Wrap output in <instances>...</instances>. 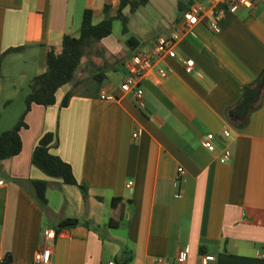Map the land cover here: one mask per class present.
Instances as JSON below:
<instances>
[{
	"label": "crops",
	"instance_id": "crops-1",
	"mask_svg": "<svg viewBox=\"0 0 264 264\" xmlns=\"http://www.w3.org/2000/svg\"><path fill=\"white\" fill-rule=\"evenodd\" d=\"M119 1L0 0V93L19 90L25 98L46 69L49 46L78 37L86 10L96 22L106 5L116 16ZM195 4L204 13L176 43L174 57H153L139 83V107L121 89L132 57L151 51L159 35L179 31ZM217 10L224 15L214 32ZM124 14L129 33L115 19L113 33L93 47L96 56L83 59L55 105H34L27 114L21 154L0 162V264H34L43 248L51 249L49 264H176L181 252L185 264H198L202 255L215 257L209 264H264V89L246 125L227 117L264 71V1L231 12L224 0H149ZM14 48L23 49L7 52ZM99 64L109 72L102 82L85 71ZM23 112L1 121L0 133ZM50 132L58 140L51 153L88 187L87 199L32 164ZM209 140L214 152L203 146ZM224 152L230 158L221 163ZM34 180L49 183L46 207L34 196ZM67 219L79 224L58 229ZM46 231L54 238L47 240Z\"/></svg>",
	"mask_w": 264,
	"mask_h": 264
},
{
	"label": "trees",
	"instance_id": "trees-1",
	"mask_svg": "<svg viewBox=\"0 0 264 264\" xmlns=\"http://www.w3.org/2000/svg\"><path fill=\"white\" fill-rule=\"evenodd\" d=\"M149 0H120L116 10V16H111L112 6L106 5L103 9L104 17L96 22L92 10H86L83 14L80 35L78 37L66 35L62 39L61 47L49 46L46 56L45 71L34 77L29 83V93L25 98V109L17 123L9 130L0 134V162L14 158L21 154L23 142L21 131L27 128L26 116L34 105L49 107L56 103L57 92L69 84L75 77L76 72L82 65L83 59L90 50L104 38L113 33V22L115 19L121 21L122 33H129V18L124 14L125 9L135 13L141 7L146 6ZM131 42V39L129 40ZM23 48L10 49L7 52H17ZM90 67V66H89ZM103 69L99 68L98 70ZM89 76H93L99 82L106 78L105 71L93 72L85 67ZM264 89V71L260 77L251 85L245 87L241 100L227 110V117L230 122L243 127L248 122L250 114L260 106L261 93ZM68 97L62 101L66 106ZM56 133H46L39 140L32 154V164L45 173L47 176L61 180L64 184L75 185L83 194L84 199L88 198V187L77 182L71 166L59 156L51 153V149L57 145ZM34 196L38 203L46 207L48 199L46 196L49 183L47 181H32ZM77 219H67L59 223L58 229L76 226ZM127 259L123 264H127ZM120 264V263H119Z\"/></svg>",
	"mask_w": 264,
	"mask_h": 264
},
{
	"label": "built area",
	"instance_id": "built-area-1",
	"mask_svg": "<svg viewBox=\"0 0 264 264\" xmlns=\"http://www.w3.org/2000/svg\"><path fill=\"white\" fill-rule=\"evenodd\" d=\"M264 1V0H263ZM227 10L231 12H236L240 8H253L254 0H224ZM204 13V8L200 4L193 5L188 11L185 12L183 21L181 23V29L174 33L166 34L163 33L159 35L156 41L155 47L148 52L144 53H136L132 57L131 66L129 68L128 75L123 82L121 89L125 93H129L132 95L135 103L139 107H144V91L140 87L139 83L142 77L145 75L147 71L152 68L151 61L154 56L161 54H168L171 57L175 56L174 47L176 43L182 38V36L195 24H197L200 20V17ZM224 12L217 10L214 12L213 20L210 22V28L214 32H219V22L223 18ZM183 64L187 67V69H192L194 66L193 60L183 61ZM159 74L162 78H167L169 73L165 70H160ZM103 99L106 98L105 93H102L101 96ZM229 131L224 132L225 137H229ZM205 149L210 152L215 151V146L213 143L209 141H205L203 143ZM230 156L228 152H224L220 157L221 163L228 162ZM185 176V171L183 168H179L177 179L181 181ZM131 186V183L128 184V187ZM46 239H53L54 233L50 231L45 232ZM51 256L50 248H43L41 251H38L34 257V264H49ZM1 260V258H0ZM215 257L213 255H202L200 262L198 264H209L210 262H214ZM186 262V254L181 252L178 257L176 264H185ZM88 264V263H87ZM105 264H115L113 262H108ZM158 264H171L167 263L164 260H158Z\"/></svg>",
	"mask_w": 264,
	"mask_h": 264
},
{
	"label": "rangeland",
	"instance_id": "rangeland-1",
	"mask_svg": "<svg viewBox=\"0 0 264 264\" xmlns=\"http://www.w3.org/2000/svg\"><path fill=\"white\" fill-rule=\"evenodd\" d=\"M97 55V50L94 48H92L89 52V54L86 56L87 59H91L92 57ZM103 63V62H101ZM104 65V64H101ZM99 64V66L97 65L96 67H93L94 70L97 71H105V74H108V70H106L105 67H103V69H99V67L101 66ZM102 68V67H101ZM10 86H15L14 85H8V83H5V88L6 87H10ZM18 87V85L16 86ZM16 91V90H15ZM19 93V90L16 91V93ZM17 93V94H18ZM15 94L14 96H11L8 91H5L3 94L0 93V122L1 121H6V118L8 115H13V114H19V112H21V110L25 109V98L19 97V95ZM11 97V99H10ZM5 126V125H4ZM10 127H6L9 130L11 129L13 126L10 124ZM5 128V127H4ZM3 133V132H2ZM1 134V133H0Z\"/></svg>",
	"mask_w": 264,
	"mask_h": 264
}]
</instances>
